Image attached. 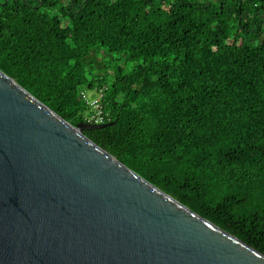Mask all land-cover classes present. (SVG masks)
Here are the masks:
<instances>
[{"label":"trees","instance_id":"trees-1","mask_svg":"<svg viewBox=\"0 0 264 264\" xmlns=\"http://www.w3.org/2000/svg\"><path fill=\"white\" fill-rule=\"evenodd\" d=\"M0 71L73 126L105 88L82 133L264 254V0H0Z\"/></svg>","mask_w":264,"mask_h":264},{"label":"water","instance_id":"water-1","mask_svg":"<svg viewBox=\"0 0 264 264\" xmlns=\"http://www.w3.org/2000/svg\"><path fill=\"white\" fill-rule=\"evenodd\" d=\"M0 71V264H264Z\"/></svg>","mask_w":264,"mask_h":264},{"label":"built area","instance_id":"built-area-1","mask_svg":"<svg viewBox=\"0 0 264 264\" xmlns=\"http://www.w3.org/2000/svg\"><path fill=\"white\" fill-rule=\"evenodd\" d=\"M93 93L94 97L89 100L88 93ZM105 88H96L93 91L88 89L78 90L81 103L85 104L87 111L83 115V122L88 124H103L109 118L104 104Z\"/></svg>","mask_w":264,"mask_h":264},{"label":"rangeland","instance_id":"rangeland-1","mask_svg":"<svg viewBox=\"0 0 264 264\" xmlns=\"http://www.w3.org/2000/svg\"><path fill=\"white\" fill-rule=\"evenodd\" d=\"M115 58V56H107L103 54V52H99V54H93L86 59V62L90 63L93 66H98V64H103L104 62ZM94 97L93 93H88V99L91 100Z\"/></svg>","mask_w":264,"mask_h":264}]
</instances>
